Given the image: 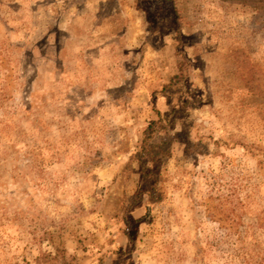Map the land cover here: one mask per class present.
<instances>
[{"label": "rangeland", "instance_id": "1", "mask_svg": "<svg viewBox=\"0 0 264 264\" xmlns=\"http://www.w3.org/2000/svg\"><path fill=\"white\" fill-rule=\"evenodd\" d=\"M0 264H264V0H0Z\"/></svg>", "mask_w": 264, "mask_h": 264}, {"label": "trees", "instance_id": "2", "mask_svg": "<svg viewBox=\"0 0 264 264\" xmlns=\"http://www.w3.org/2000/svg\"><path fill=\"white\" fill-rule=\"evenodd\" d=\"M143 1H150V0H137L138 3H141ZM156 2H169L171 0H154ZM182 64L177 65V74L171 78L170 83H179L183 79L182 76ZM168 126L166 122H164V119L162 118L161 114L159 112H156L155 114V119L152 120L147 127L145 128L143 132V138L141 141L140 145V150L137 152L135 155V159L138 165V168L140 169L141 177L143 180H147L148 182L152 181V176L153 173L148 170L149 164L154 161V157L156 156H162L164 154H157L156 152V147L152 144V140L154 137L162 131L167 130ZM153 187V184H152ZM153 188L149 190L147 195L154 196L152 195L153 193ZM154 199V198H153ZM140 202V194H136L133 197H131L129 201V208L131 209L135 205H137ZM123 223H126V221L123 220ZM120 231L125 235V230L120 229Z\"/></svg>", "mask_w": 264, "mask_h": 264}]
</instances>
